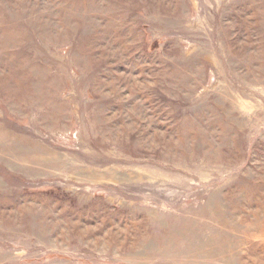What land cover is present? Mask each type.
I'll list each match as a JSON object with an SVG mask.
<instances>
[{
    "label": "rangeland",
    "instance_id": "obj_1",
    "mask_svg": "<svg viewBox=\"0 0 264 264\" xmlns=\"http://www.w3.org/2000/svg\"><path fill=\"white\" fill-rule=\"evenodd\" d=\"M0 264H264V0H0Z\"/></svg>",
    "mask_w": 264,
    "mask_h": 264
}]
</instances>
